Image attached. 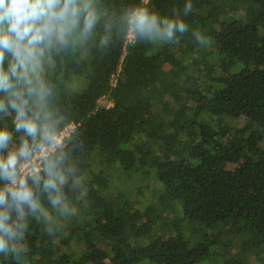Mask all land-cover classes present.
I'll list each match as a JSON object with an SVG mask.
<instances>
[{
	"label": "trees",
	"instance_id": "16d2710c",
	"mask_svg": "<svg viewBox=\"0 0 264 264\" xmlns=\"http://www.w3.org/2000/svg\"><path fill=\"white\" fill-rule=\"evenodd\" d=\"M137 3L93 0L98 22L88 37L77 30L45 50L47 107L60 133L75 125L57 153L67 211L29 178L48 215L11 211L9 223L21 227L5 237L0 264H264V242L253 243L264 234V0H150V10L189 31L133 46L124 16ZM129 111L136 124L118 120ZM9 113L0 112V126L11 128ZM114 169L154 188H119ZM76 203L81 213L70 220Z\"/></svg>",
	"mask_w": 264,
	"mask_h": 264
},
{
	"label": "clouds",
	"instance_id": "9594fccd",
	"mask_svg": "<svg viewBox=\"0 0 264 264\" xmlns=\"http://www.w3.org/2000/svg\"><path fill=\"white\" fill-rule=\"evenodd\" d=\"M192 8L187 4L185 14ZM124 21L133 46L137 37L166 44L176 39L177 33L189 31L183 20L162 18L144 0L126 11ZM97 22L93 0H0V92L5 94L0 98V112L10 114L12 109L15 113L11 128L0 126V152L9 149L14 139L19 140L6 156L0 154V179L8 181L0 187V251L7 247L5 237H15L21 227L9 223L13 209L20 218L25 215V206L33 213L48 215L29 178L37 188L42 184L53 208L60 206L61 211H67L61 190L68 179L62 169L64 154H57L63 143L60 121L47 107L50 89L41 82L39 70L46 49L54 44L66 46L77 30L87 38ZM194 35L205 43L198 31ZM6 52L11 57L7 67ZM13 130L23 135L14 137Z\"/></svg>",
	"mask_w": 264,
	"mask_h": 264
},
{
	"label": "rangeland",
	"instance_id": "374dc122",
	"mask_svg": "<svg viewBox=\"0 0 264 264\" xmlns=\"http://www.w3.org/2000/svg\"><path fill=\"white\" fill-rule=\"evenodd\" d=\"M84 79H76V80H74L73 82H72V85H73V87L74 88H76V89H80L82 86H83V84H84ZM173 98H174V100L177 102L178 100H179V98H180V95H179V93H174L173 95ZM102 103H104V102H102ZM108 105H110V104H108ZM121 120L123 123H125V124H127V125H132V124H136V119L132 116V114L130 113V111L129 112H123L120 116H119V118H118V120ZM246 122H247V120L245 119V118H241L240 120H239V126H244L245 124H246ZM13 146H15L14 144H11V148L13 147ZM1 154V153H0ZM242 164H243V160H239L238 161V164H237V166L239 167V166H241V176H240V179H241V181L244 183V185L245 186H247L249 189H251V190H253V178H252V176L248 173V171H246V169L242 166ZM116 170L117 169H114V172L115 173H117V176H116V178H115V183L118 185V187L119 188H122V187H124V186H126V185H128V186H132V187H134V189H137L138 187H141L142 188V190H146V188L148 189V187L149 188H151V187H153V185H154V183H153V181H151V180H147V181H145V182H142V183H137V181H135L133 178H131V177H125V178H123L124 177V175H119V172H118V170H117V172H116ZM132 181V184L130 185L129 184V182H131ZM136 186V187H135ZM126 188V187H125ZM154 188V187H153ZM67 197H69V194L68 195H66V198H64V200H65V202H66V200H67ZM77 205V203L75 204V207H73L72 208V210H70V212L71 213H69V218H70V220H74V219H76L79 215H80V213H81V210L78 208V206H76ZM61 216H64V215H66V213L65 212H62L61 214H60ZM166 229V227H163L162 228V232L164 231ZM262 242H264V234H261V235H259V236H255V238H254V241H253V243L254 244H261ZM217 255L218 256H215V261H218V262H220V260L222 259L221 257L223 256V254H222V252L221 251H219V253H217ZM228 258V257H227ZM214 261V263H216Z\"/></svg>",
	"mask_w": 264,
	"mask_h": 264
},
{
	"label": "built area",
	"instance_id": "2783aa9c",
	"mask_svg": "<svg viewBox=\"0 0 264 264\" xmlns=\"http://www.w3.org/2000/svg\"><path fill=\"white\" fill-rule=\"evenodd\" d=\"M144 2L146 3V4H148L149 2H150V0H144ZM74 128H75V125H73V124H71V125H69V126H67L60 134H61V136H62V138H63V142H64V139L65 138H67V137H69L70 136V133L74 130ZM63 144V143H62ZM61 144V145H62ZM60 145V146H61ZM38 163V162H37ZM28 171V169L26 168V169H24V172H27ZM24 172H22L21 173V175H23L24 174Z\"/></svg>",
	"mask_w": 264,
	"mask_h": 264
}]
</instances>
